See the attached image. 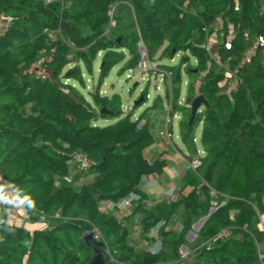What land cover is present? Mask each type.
<instances>
[{"label":"trees","instance_id":"16d2710c","mask_svg":"<svg viewBox=\"0 0 264 264\" xmlns=\"http://www.w3.org/2000/svg\"><path fill=\"white\" fill-rule=\"evenodd\" d=\"M263 7V0H0V264H89L87 232L103 242L106 263L264 264V46L239 65L264 37ZM123 21L124 31H115ZM213 31L212 54L204 43ZM140 42L146 59L172 74L163 85L167 144L186 164L199 162L173 180L178 195L169 201L139 187L167 163L165 151L151 150L158 142L148 122L133 119L118 93L100 92L114 66L139 69ZM97 58L96 84L84 96L70 80L84 86ZM197 95L204 102L191 117ZM175 117L184 151L173 142ZM102 119L113 122L100 126ZM80 154L87 170L77 168ZM3 184L19 194L24 221L35 228L10 221ZM128 196L118 217L112 210Z\"/></svg>","mask_w":264,"mask_h":264},{"label":"rangeland","instance_id":"374dc122","mask_svg":"<svg viewBox=\"0 0 264 264\" xmlns=\"http://www.w3.org/2000/svg\"><path fill=\"white\" fill-rule=\"evenodd\" d=\"M122 8V7H120ZM120 12L122 13V15H124V17H126L125 11L124 9H120ZM111 20V19H110ZM123 23H125V21H123L122 23H120L115 31H124V26ZM111 24H113L112 20H111ZM177 60V56H175L174 61ZM165 64H171L172 62H170L169 60H165L163 59L162 61ZM100 63V59L97 58L96 60V64H95V71L93 76L89 77L88 75H84L83 77L85 78V85H81L80 83L74 82L72 80H70V83H73L77 89V91L79 93H81L82 95L86 96L87 90L91 89L93 90V87L96 84V79H97V67ZM147 70L144 72L142 71V69H134L133 71H119V67L118 66H114L108 73V75L105 77L104 82L102 84V86L100 87V92L101 95H110L111 93L115 92L118 93L122 106L124 107V110L127 112L129 109L131 110V108L133 107V119L136 118H140V120L142 122H148L149 127L151 132L155 135L154 140L157 142H161L162 145H164L165 147V154L164 156L168 157V156H172L173 155V150L172 147L169 146L167 144V137L166 135L160 136L159 132L163 131L165 128V123H166V118H167V114L165 111V95H164V89H163V84L164 82L162 81L159 82L158 77H157V73L158 70L155 68V64H147ZM69 82V81H68ZM185 78H183V82L180 88V91L182 93V96H184L185 94ZM66 83V82H65ZM165 85V84H164ZM158 86V87H157ZM157 94L160 97L157 98ZM141 95H145V102L143 103V100H140V98L142 97ZM143 99V98H142ZM129 110V111H130ZM180 117V116H178ZM112 120H99L97 122L98 125L100 126H104V125H108L110 123H112ZM177 123H178V118L175 117V119H173L172 122V130H173V142L177 144L178 148L182 151H184V147L182 146V144L179 141L178 138V130H177ZM201 129V125H199V127L197 128L196 131V144H197V148L200 149L199 146V132ZM169 162L166 163V166L164 167V170L167 169V167L169 166ZM179 165L183 166V172H185V170L187 169V164L185 161H183V163H179ZM74 169L71 170V173H73ZM183 176V173H180L179 177L177 178V181L180 182L181 178ZM91 175H87L86 180H90L91 179ZM150 176L145 177L144 179H142V181L139 183V187L140 188H144L146 190L152 191L155 193V198H157V200H159L161 197L162 193V188L161 187H155L153 186L152 182L153 181H149L151 182L147 187L145 181L147 180L146 178H149ZM161 176H156V178H160ZM173 178V177H172ZM155 181H157V179H155ZM160 184V182H158ZM79 184H76V186ZM2 189L4 190V192L6 193V188L5 185L1 186ZM176 189V186H175ZM178 191V188L176 189ZM178 195V193L176 194ZM165 196V195H164ZM163 196V197H164ZM175 196H173L172 198H174ZM130 196L126 197V198H122L119 200L118 204L120 205V207H125L124 206V202L125 201H129ZM171 198H169L170 200ZM167 200V201H169ZM10 203H13V200H10ZM14 207V205H12V208ZM128 209L125 207V210ZM20 211V215L22 214V209L19 210ZM123 211V210H122ZM113 212V211H112ZM116 213V211L114 212V214ZM19 216V212L18 210H14L13 213H10V220H17ZM23 219L22 217L20 218V220ZM199 220V219H198ZM197 220V221H198ZM196 221V222H197ZM264 221V218H263ZM195 222V223H196ZM191 226V230L189 232L193 233L194 235L196 234V230L194 229V224ZM17 224H24L25 227H27L28 229H32L35 228L34 225H32L31 227L28 226V223H17ZM37 225V224H36ZM37 227H39L37 225ZM176 228V226H175ZM188 232V233H189ZM187 233V234H188ZM186 234V240L188 242H192L193 239L195 237H193L192 235H188ZM131 238L135 241L138 242L139 247H144L145 244L142 243L139 240L138 237V233H137V228H132L131 230V234H130ZM262 248V247H261ZM262 250V249H261ZM179 252L181 254L182 258H186L187 256V251H186V246L183 245L180 247Z\"/></svg>","mask_w":264,"mask_h":264},{"label":"built area","instance_id":"2783aa9c","mask_svg":"<svg viewBox=\"0 0 264 264\" xmlns=\"http://www.w3.org/2000/svg\"><path fill=\"white\" fill-rule=\"evenodd\" d=\"M236 9L237 8H234V10H236ZM112 10L113 9H111V11L109 13L110 19H111V16H112ZM262 15L264 16V7L262 8ZM4 27H5V19L3 17H0V31ZM204 30L206 31L205 28H204ZM216 40H217V38H216V32L215 31H213L210 34H208V36L206 38V41L204 43L205 50L208 53H212L213 45L216 42ZM263 46H264V37H262V36L256 37V40L254 41V43L245 51L244 55L242 56L241 60L239 61V65H244V64L248 63L251 60L252 56L255 54V52L260 47H263ZM224 47L226 49H229L230 48V43L228 41H226L224 43ZM139 50H140V53H141V62L139 64V69H142V71L145 72L147 70V66H148L147 64H150V62L146 59V55H145V52L143 50V46H142L141 42L139 44ZM37 73L40 74V71H38ZM156 73H157V77H158L159 82L162 83V81L163 82L165 81L166 82L165 86H167L169 88L170 87V79H171V75H172L171 72L170 71H159L158 70V72L156 71ZM165 82H164V84H165ZM167 121H168V119L166 118V122ZM166 124L167 123H165L164 130L161 131L159 134L160 135H163V134L166 135V137L168 138L169 142H171V140H170L171 135H170V133L167 130ZM74 161H75V163L77 165V168L80 169V170H82V169L87 170L91 166L90 160L86 156H84L82 154L77 155L74 158ZM198 165H199V162L196 159H191V160L187 161V167L192 169V170H195L198 167ZM64 180L66 182H69L70 178L69 177H65ZM0 182H3L1 177H0ZM132 198L133 197H130L129 201L132 200ZM129 201H125L124 202V206H127ZM213 209L214 208L212 207L210 210L213 211ZM222 234L223 235H227L226 232H223ZM94 238L97 240V234L94 235ZM259 257L262 258V257H264V255L259 254Z\"/></svg>","mask_w":264,"mask_h":264},{"label":"crops","instance_id":"0c3cea01","mask_svg":"<svg viewBox=\"0 0 264 264\" xmlns=\"http://www.w3.org/2000/svg\"><path fill=\"white\" fill-rule=\"evenodd\" d=\"M153 149H154L153 152H157V149H161V151H165V147H164V145H162L161 142H158L157 148L153 147L151 150H153ZM167 162H169L170 165L167 167V169L164 170V173L162 174V176L160 178H156L154 176H150L149 178H146L147 180L145 181L147 187H149L148 185L151 183L149 181H153L152 184L156 188L157 187H161L162 188V193H163V195L161 194V197H162L161 199H164V200H169V198H172L173 196H175L177 194V190H175V188H174L175 184L173 183L174 182L173 180L177 179L179 177L180 173L184 174L183 166L179 165V163H183V160H181L178 157V155L173 153L172 156H168L167 157ZM155 179H157V181H155ZM158 182H160V184ZM4 185H5V188L7 190L5 194H6V197H7V200H8L9 212L13 213L14 210H18V212H19V216H18L19 219L12 220V221L10 220V221L12 223H14V224L22 223V222L25 223V221H24V217H25L24 209H23L22 201H21V198H20L19 194L11 186H9L7 184H3L2 186H4ZM141 189H143L146 193L151 195L152 198H154V200H157V198H155V196H154L155 195L154 192L146 190L144 188H141ZM11 199L13 200V203H10ZM12 205H14L13 208H12ZM118 206H120V205L118 204ZM111 207H112V203L111 202H104L102 204V208L103 209H109ZM21 209H22L23 212L20 215V211L19 210H21ZM112 211H113V213L116 211V215L119 217L123 213L127 212L128 209L125 210V207H121L120 212H118L116 209H113ZM21 217L23 219L20 220ZM18 225H22V224H18ZM28 226L31 227L30 224H28Z\"/></svg>","mask_w":264,"mask_h":264},{"label":"water","instance_id":"95a60500","mask_svg":"<svg viewBox=\"0 0 264 264\" xmlns=\"http://www.w3.org/2000/svg\"><path fill=\"white\" fill-rule=\"evenodd\" d=\"M264 2V0H263ZM140 100H142V97L140 98ZM204 102L203 98L201 95H197L190 106L191 109V117L194 116V114L198 111L199 107L201 106V104ZM212 210H209V213H211ZM206 219V217H202L200 218L195 224H194V229L197 231L200 226L202 225V223L204 222V220ZM188 235H192L193 237H195V235L191 232H189L187 234ZM84 240L86 242L87 245H89L93 251V256L90 259L89 264H116L114 262H108L107 261V254L106 251L103 250V242L96 240L94 238V236L92 235V232H87L84 234Z\"/></svg>","mask_w":264,"mask_h":264}]
</instances>
